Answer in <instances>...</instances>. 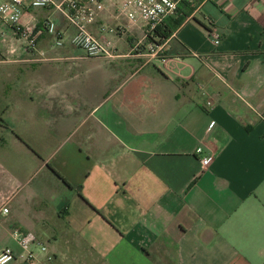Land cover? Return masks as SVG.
Instances as JSON below:
<instances>
[{
  "label": "crops",
  "instance_id": "crops-1",
  "mask_svg": "<svg viewBox=\"0 0 264 264\" xmlns=\"http://www.w3.org/2000/svg\"><path fill=\"white\" fill-rule=\"evenodd\" d=\"M122 1L91 27L112 60L72 46L53 9L22 19L47 61L0 19V254L23 228L44 264H264V0L184 2L167 62L129 54L144 24Z\"/></svg>",
  "mask_w": 264,
  "mask_h": 264
},
{
  "label": "built area",
  "instance_id": "built-area-1",
  "mask_svg": "<svg viewBox=\"0 0 264 264\" xmlns=\"http://www.w3.org/2000/svg\"><path fill=\"white\" fill-rule=\"evenodd\" d=\"M188 0H124L117 8L118 16L125 17L130 23H143L144 40H141L129 53L146 55L149 58H165V46L167 40L158 42L157 39L149 42L154 37L156 29L168 18L176 15L179 6ZM191 4V2H189ZM116 0H6L0 5V19L9 24L15 30L21 41L24 42L29 52L37 53L35 61H47L51 58L38 49V34L35 25H23L22 19L25 9H53L59 12L74 28V34L70 43L81 50L88 58L115 59L121 55L116 43L112 39H98L92 32L100 14L109 5H115ZM43 30L55 39L58 47L63 46L64 39L58 30L54 20L48 19L42 24ZM101 31L115 33V29L102 27ZM215 43L221 41V35L217 31L211 32ZM147 42V43H146ZM199 154L202 149H198ZM214 161L213 155L201 159L204 168L209 167ZM3 214L9 213L8 206L3 207ZM12 239L20 250L16 252L12 248H6L0 254V264H9L14 261L28 262L30 264H44L39 258L40 253L46 255L48 262L53 261L54 256L49 253L45 243L33 232L23 228H16L11 233Z\"/></svg>",
  "mask_w": 264,
  "mask_h": 264
},
{
  "label": "trees",
  "instance_id": "trees-1",
  "mask_svg": "<svg viewBox=\"0 0 264 264\" xmlns=\"http://www.w3.org/2000/svg\"><path fill=\"white\" fill-rule=\"evenodd\" d=\"M194 8L193 5L187 3L181 4L176 15L168 18L161 26H159L155 31L154 37H151L150 40L157 39L158 42H163L164 40L169 39L193 12Z\"/></svg>",
  "mask_w": 264,
  "mask_h": 264
},
{
  "label": "rangeland",
  "instance_id": "rangeland-1",
  "mask_svg": "<svg viewBox=\"0 0 264 264\" xmlns=\"http://www.w3.org/2000/svg\"><path fill=\"white\" fill-rule=\"evenodd\" d=\"M43 239H47V238H43Z\"/></svg>",
  "mask_w": 264,
  "mask_h": 264
}]
</instances>
